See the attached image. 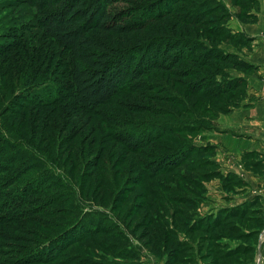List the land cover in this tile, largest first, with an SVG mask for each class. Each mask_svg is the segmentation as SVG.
I'll return each instance as SVG.
<instances>
[{"label":"rangeland","instance_id":"1","mask_svg":"<svg viewBox=\"0 0 264 264\" xmlns=\"http://www.w3.org/2000/svg\"><path fill=\"white\" fill-rule=\"evenodd\" d=\"M133 1H118L113 9L131 8ZM27 3L0 0V44L14 36L19 47L0 61L7 57L10 71L34 73L30 86L11 87L19 91L0 101V138L19 146L27 158L21 168L29 171L22 177L0 171V196L39 174L47 189L38 200L53 199L32 217L38 223L0 226L14 235L18 226L37 230L13 247L0 243V264H264V0L191 4L210 9L203 25L181 35L223 29L213 32L212 44L253 68L219 71L216 80L246 85L221 95L235 100L216 116L218 109L192 106L183 81L161 71L144 81L157 75L150 79L162 89L120 90L89 114L75 111L70 100L40 108L24 99L37 90H68L71 67L84 65L39 32V16ZM156 35L168 32L155 29L143 39ZM110 42L126 47L117 36ZM134 105L144 110L134 112ZM193 122L197 130L187 131ZM169 131L174 136L165 139ZM188 144L202 149L172 169L153 171L156 158ZM1 208L0 202V217ZM34 255L42 259L30 260Z\"/></svg>","mask_w":264,"mask_h":264},{"label":"trees","instance_id":"2","mask_svg":"<svg viewBox=\"0 0 264 264\" xmlns=\"http://www.w3.org/2000/svg\"><path fill=\"white\" fill-rule=\"evenodd\" d=\"M27 1L35 15L39 16L36 21L39 32L59 44L72 57H76L84 64L83 66L73 64L71 67V85L68 86V90L58 88L56 90H37L34 91L32 97H24L32 103L38 102L37 105H40V108L56 107L63 102L68 103L70 100L73 102L72 108L75 111L89 114L93 112L94 107L108 103L120 90L162 89L161 86L159 87V83L150 79L155 76L160 79L157 75L149 77L147 82L144 81V77L161 71L162 73L172 72L178 76L176 79L183 81L181 90L185 95H188L189 102L191 99H195L193 103L190 102L192 106L197 107L198 105L202 112L207 113L209 108L218 109L214 112L216 116V113L227 111L228 107H233L235 100L233 96L222 97L221 95H226L228 92H233L238 87L246 85L243 80L235 82L216 80L219 71L224 67L244 71L253 69L252 66L238 59L236 55L226 53L212 44L213 32L217 30L215 28H210L205 35L195 33L188 38L181 35L183 30L188 31L194 25H203L205 13L210 9L207 6L206 8L202 7L201 4L190 8L193 5V0H134L131 3V8L121 11L113 9V4L121 0ZM155 29L157 32L166 31L168 35H156L148 40L143 39L148 32ZM217 31L222 33L224 30L218 29ZM115 36H117V42L126 47L115 49L110 42L111 38ZM122 36H124V40L120 41ZM13 39V42L0 44V58L8 56L9 53L19 48L15 43L14 36ZM15 53L18 54V52ZM7 59L5 57L0 61V101L9 97L10 93L19 91L8 90L11 87L15 89L30 86L31 76H34L33 70L26 74H21V70L18 69L10 71L12 67L8 68ZM9 62L8 60V65H11ZM203 68L206 69L203 70ZM186 79L189 80L186 81ZM51 94L57 95V97ZM175 101L178 100L175 99ZM212 101L214 106H212ZM32 103H30L31 106H33ZM134 108L136 109L134 112L144 110L142 106L134 105ZM201 117L196 114L194 120L200 121ZM194 123L197 124V122H193L186 125L188 128L186 130L195 132L198 125ZM176 128L179 126L170 127L173 130H177ZM171 132L169 131L168 137L165 139L174 136H170ZM160 135L159 139H163V135ZM169 141L172 144H178V140L169 139ZM197 148L198 150L202 149V147L190 144L184 145L181 150L176 151L178 152L176 154L168 153L156 158L151 168L153 171L172 169L173 166L184 163L186 158L191 155V150ZM25 158L26 156L21 155L19 146H9L4 138H0V171L10 172L16 177L28 174V170L23 173L21 168V163L27 160ZM34 179H36L35 182ZM34 179L23 189L8 190L9 192L0 196L1 209H3L0 226L6 227L7 223L12 224L13 222L38 223L32 217L44 214L43 205L46 200L51 202L53 198L38 200L40 194L47 188L42 176L36 174ZM74 201L76 200L74 199ZM29 220L31 221L29 222ZM85 224L88 226V222ZM85 224L78 225V229H81ZM89 227L95 229L97 225L94 226L92 222ZM11 229L15 230L16 228L12 227ZM18 230L20 231L18 235L6 232L7 230L4 229L0 231V239H4L0 243L7 245V248L13 247L11 245H18L17 240L20 237L26 240L30 239L37 231L34 227L26 229L19 226L15 231L19 232ZM44 246L42 245L40 248L45 249ZM50 247L53 245H47L48 249ZM40 259L42 258L34 255L30 260L39 261Z\"/></svg>","mask_w":264,"mask_h":264}]
</instances>
